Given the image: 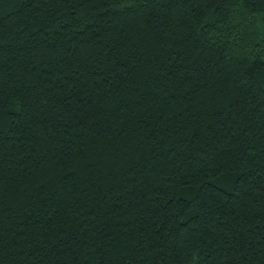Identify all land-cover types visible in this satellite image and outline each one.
<instances>
[{
    "label": "trees",
    "instance_id": "obj_1",
    "mask_svg": "<svg viewBox=\"0 0 264 264\" xmlns=\"http://www.w3.org/2000/svg\"><path fill=\"white\" fill-rule=\"evenodd\" d=\"M0 264H264V0H0Z\"/></svg>",
    "mask_w": 264,
    "mask_h": 264
}]
</instances>
